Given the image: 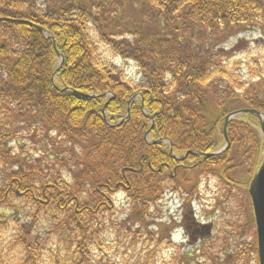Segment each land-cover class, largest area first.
Wrapping results in <instances>:
<instances>
[{"label": "trees", "instance_id": "trees-1", "mask_svg": "<svg viewBox=\"0 0 264 264\" xmlns=\"http://www.w3.org/2000/svg\"><path fill=\"white\" fill-rule=\"evenodd\" d=\"M247 31L264 35V0H0V205L7 207L0 215L23 206L31 222L27 232L14 226L22 229L21 242L45 250L40 233L30 238L28 231L43 214L58 236L54 251L88 252L122 190L114 191L116 184L127 187L128 219L146 226L164 196L163 175L152 168L169 159L149 151L155 146L144 140L149 128L151 140L172 141L180 152H210L224 143L227 114L248 108L264 114L256 84L240 92L245 82L217 60L223 42ZM101 44L133 61L140 78L126 79L102 57ZM249 68L252 78L264 79V60L258 70ZM259 125L249 113L229 120L228 148L206 158L241 185L253 238L232 254L234 261L242 250L257 252L247 186L264 145ZM26 146L41 156L28 159ZM131 222L122 227L135 234Z\"/></svg>", "mask_w": 264, "mask_h": 264}, {"label": "rangeland", "instance_id": "rangeland-1", "mask_svg": "<svg viewBox=\"0 0 264 264\" xmlns=\"http://www.w3.org/2000/svg\"><path fill=\"white\" fill-rule=\"evenodd\" d=\"M219 48L217 60L230 64L229 70L240 77L238 82L246 84L239 91L243 92L250 84L255 83L259 94H263L259 97H263L264 79H257L256 76L252 78L248 71L249 66L255 70L261 67L264 60V35L260 31L240 33L227 39ZM100 53L103 58L117 63L126 79L136 81L140 78L133 61L115 56L104 44L100 45ZM256 57H259L258 62ZM261 59L262 62L259 63ZM25 148L24 153L28 151V159L41 156L35 147ZM112 198L114 206L101 216L104 228L97 238L99 241L97 244L88 242L89 253L82 264H258L257 252L249 253L248 249L241 251L243 256L239 261H234L232 254L243 249L244 242H249L251 236L253 238V231L249 228L240 192L237 189L223 188L216 178L210 179L207 186L202 185L199 193L193 194L189 199L186 194L177 192L161 196L152 205L146 226H138L128 219L130 206L123 190H119ZM20 207H16L14 211L9 210L10 214L0 215L1 219L25 222H12V230L15 225L21 226L23 230L27 228L24 216L28 213ZM3 208L7 207L0 205V212ZM42 215L30 226L29 231H32L29 234L35 236L40 233L39 238L46 243L43 251L45 260L50 264L54 260L51 256L57 248L58 236L49 232L54 228L52 219ZM191 218L201 224H211L210 233L194 238L190 236L192 232L189 229L187 235L183 225H190ZM129 222L133 224L135 234L122 227ZM165 239L170 241L167 245ZM68 251L74 250L60 251L61 261L64 260L63 253ZM79 257L76 256V259Z\"/></svg>", "mask_w": 264, "mask_h": 264}, {"label": "flooded vegetation", "instance_id": "flooded-vegetation-1", "mask_svg": "<svg viewBox=\"0 0 264 264\" xmlns=\"http://www.w3.org/2000/svg\"><path fill=\"white\" fill-rule=\"evenodd\" d=\"M218 126L219 125L216 124L217 131ZM206 131L208 134L210 133V131ZM149 144L155 145L151 147L149 151L163 154L167 153L169 156V159L162 161L159 160V164L152 168V170L161 172L163 175L161 184L163 186L164 194L173 192L187 194L190 190H192V193H199L201 186H207L210 179L212 180L214 178L219 181L220 186L223 188H227L228 185H231L232 189H237L241 186L240 183L229 182L221 175L217 174V172L211 168L210 163L206 161V158L208 157L204 158L203 154L206 152H202L198 147H188L183 152H180L179 150L174 149L172 141L169 140H151L149 138ZM181 148L182 147H180V149ZM222 180L224 182H222ZM118 185L119 184L115 185L114 191L121 187L123 191V187L127 188L124 185ZM6 214H10V211ZM25 220H27L26 223L29 225L31 221L28 219ZM12 222L25 223L23 220L12 221L10 219H0V223H3V225L0 226V264H47L43 250L37 249L36 245L32 244V246H30L22 243L21 241H23L25 237H19L17 234L18 230L22 229L15 228L12 230L10 226ZM183 226L186 232L189 229L191 230L192 234L190 236L194 238L201 237L206 233L209 234L211 229V224H201L192 220V218L190 225H188L189 227L187 224H184ZM23 231L27 232V229H24ZM31 231L32 230L29 232ZM187 235H189L188 232ZM33 237L35 236L30 235V238ZM165 242L167 245V242L170 241L165 239ZM28 247L30 248V251L27 250ZM87 253L89 252L68 251L63 253L64 260L61 261L59 257L60 253L54 251L51 256L54 260L50 264H82L87 260L83 259V256H87ZM76 256H81V258L77 260Z\"/></svg>", "mask_w": 264, "mask_h": 264}, {"label": "water", "instance_id": "water-1", "mask_svg": "<svg viewBox=\"0 0 264 264\" xmlns=\"http://www.w3.org/2000/svg\"><path fill=\"white\" fill-rule=\"evenodd\" d=\"M34 26H37L40 28V30L44 33L45 30L36 25L32 24ZM47 37V36H45ZM48 38L51 40L52 44L55 45V41L53 39V36L49 35ZM60 62L62 61V56L58 54ZM69 89V88H65ZM81 94V93H80ZM87 96H93L90 94H85ZM103 95V94H102ZM144 114L145 111H143ZM242 113H252L255 116L259 118V127H255L256 130L259 132L262 141L264 142V114L258 110V109H242L235 112H232L228 114L225 117L224 120V126H223V136L225 139V144L222 148L204 153V158L209 157L211 155L218 154L222 151H224L228 147V138L226 134L227 129V123L230 119H232L236 115H241ZM129 116V107L127 108L126 117ZM150 120L151 116L148 115ZM124 121V119L120 120V122ZM150 129L147 130L146 135L149 133ZM264 144V143H263ZM259 165L254 170L252 178L250 180V183L248 185V195L251 203V209L253 213V220H254V226H255V234H256V249H257V259L258 264H264V145L262 147L260 156H259Z\"/></svg>", "mask_w": 264, "mask_h": 264}]
</instances>
